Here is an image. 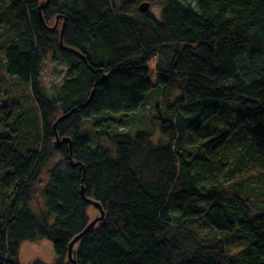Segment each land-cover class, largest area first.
<instances>
[{"label": "trees", "instance_id": "16d2710c", "mask_svg": "<svg viewBox=\"0 0 264 264\" xmlns=\"http://www.w3.org/2000/svg\"><path fill=\"white\" fill-rule=\"evenodd\" d=\"M47 1L0 0V68L37 107L0 118V264H21L22 243L40 240L71 264L90 199L105 218L76 264H264V0H153L160 18L138 0H50L43 24ZM60 22L79 54L61 47ZM49 58L66 69L52 92ZM158 87L180 93L171 116L158 110V143L147 130L81 136L96 116L122 129ZM73 110L57 126L71 151L57 148L54 124Z\"/></svg>", "mask_w": 264, "mask_h": 264}, {"label": "rangeland", "instance_id": "374dc122", "mask_svg": "<svg viewBox=\"0 0 264 264\" xmlns=\"http://www.w3.org/2000/svg\"><path fill=\"white\" fill-rule=\"evenodd\" d=\"M122 1V0H119ZM142 3H150L149 13L153 14L157 18H160L161 11L163 9V4L156 3L153 0H138L137 8L139 11V6ZM142 14V13H141ZM147 14V13H145ZM61 23V22H60ZM62 26V23L60 24ZM56 22L53 27H55ZM52 27V28H53ZM51 28V27H50ZM52 58H49L47 62L44 64L42 71V84L46 88L47 91L52 92L54 89H57L61 84L64 74H65V64L63 62H55ZM5 62V56H0V66ZM157 62H151L150 67L152 72H154ZM153 80H155V73L152 74ZM52 94V93H51ZM180 97V93L175 92L171 94L170 97H163V88L158 87L150 91L146 95L145 103L139 112L133 117V120L128 122L125 127L117 128V129H109L106 127L105 118L102 116H96L92 120H83L82 128H81V136L90 138H100V136L105 134H118L124 132H130L131 134L136 133L140 130H147L153 132L154 141L158 143L160 139V131L158 121L156 117L158 116V110H161L163 116L168 118L169 115L165 104L167 101L172 103L175 102V99ZM14 105H19L22 107L25 112L37 111V107L33 99H31L28 91H23L17 85L16 81L10 77L5 70L0 68V118L5 116V113L8 112ZM134 130V132H132ZM109 134V135H110ZM56 143V140L54 141ZM100 144L107 145V142L104 140H100ZM93 147H95L92 144ZM61 160V156H57L55 162L51 165L53 167L54 164L58 163ZM47 177V175H45ZM45 177L44 182L46 183L47 178ZM43 186V184H42ZM41 190V189H40ZM43 206V201L39 196L37 201L34 203L33 207L36 211H39ZM89 215L91 221L95 220L100 216V213L95 208L91 207L89 210ZM20 259L21 264H33L35 261H42L47 264H55L56 263V253L54 246L51 242L47 240H40L37 242H29L25 241L21 245L20 251Z\"/></svg>", "mask_w": 264, "mask_h": 264}, {"label": "water", "instance_id": "95a60500", "mask_svg": "<svg viewBox=\"0 0 264 264\" xmlns=\"http://www.w3.org/2000/svg\"><path fill=\"white\" fill-rule=\"evenodd\" d=\"M50 0L47 1L46 5H43L41 6V8L39 9L40 11V16L42 18V22L44 24V20H43V17H42V9L44 7H46L48 4H49ZM149 9H150V3H142L140 6H139V11L140 13L142 14H145V13H149ZM60 20V17L57 18V24ZM64 27H65V22L63 23V26H62V32H61V40H60V45L63 49H67V50H70L76 54H79L77 51L73 50L72 48H68V47H65L64 46V43H63V32H64ZM55 27L51 28V29H54ZM107 81V76H103L101 78V80L95 85L96 87L100 84H103ZM95 92H96V88L93 90V92L91 93V96H90V99L89 101H87V103L84 105V107H87L89 105V103L91 102V100L93 99L94 95H95ZM77 112V110H73L71 113H69L68 115H64L62 116L61 118H59L57 120V122L54 124V131H55V134H56V143H55V147L57 148H61L62 146L64 145H68L69 148H70V151H71V148H72V140L71 138H65L63 140L60 139L58 133H57V126L60 122H62L63 120H65L67 117H69L70 115H72L73 113ZM70 160H71V163L74 167L77 166L76 163H74L73 159H72V152H70ZM82 196L83 198H85V189L84 187L82 186ZM87 203L90 204L93 208H95L96 210L99 211L100 213V216L98 218H96L95 220H93L89 225L88 227L84 230L83 233H81L80 235H78L74 240L73 242L70 244L69 246V255H68V260L71 264H76V260L74 259V247L87 235L89 234L90 232H92L96 226L98 224H100L104 218H105V212L101 206L100 203L98 202H95L93 200H87Z\"/></svg>", "mask_w": 264, "mask_h": 264}]
</instances>
